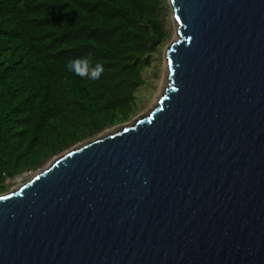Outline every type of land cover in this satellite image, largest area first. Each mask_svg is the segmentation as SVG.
I'll use <instances>...</instances> for the list:
<instances>
[{
	"label": "water",
	"instance_id": "95a60500",
	"mask_svg": "<svg viewBox=\"0 0 264 264\" xmlns=\"http://www.w3.org/2000/svg\"><path fill=\"white\" fill-rule=\"evenodd\" d=\"M158 104L0 194V264H264V0H168Z\"/></svg>",
	"mask_w": 264,
	"mask_h": 264
},
{
	"label": "trees",
	"instance_id": "16d2710c",
	"mask_svg": "<svg viewBox=\"0 0 264 264\" xmlns=\"http://www.w3.org/2000/svg\"><path fill=\"white\" fill-rule=\"evenodd\" d=\"M168 0H0V194L76 144L132 119L168 37ZM91 53L97 81L64 65Z\"/></svg>",
	"mask_w": 264,
	"mask_h": 264
},
{
	"label": "rangeland",
	"instance_id": "374dc122",
	"mask_svg": "<svg viewBox=\"0 0 264 264\" xmlns=\"http://www.w3.org/2000/svg\"><path fill=\"white\" fill-rule=\"evenodd\" d=\"M168 37L165 40L164 45L160 49V51L154 56L153 66L147 67L144 69L143 76L146 79L147 83L143 85L138 91L137 95L141 100L142 109L129 121L119 124L120 126L131 125L136 119L148 114L159 102V99L163 95L166 85L168 82V68H167V60L165 56V51L167 46L177 39V25L175 19L173 17L172 7L170 6L169 20H168ZM116 126L105 130L100 135H106L108 133H113L116 130ZM97 137V136H96ZM94 137V138H96ZM92 139H87L81 144L91 141ZM52 158L48 161L44 166L39 169L46 167L53 160ZM36 171H31L24 173L22 175L17 176L16 178L9 180L10 187L7 191H11L13 189H17L29 181L35 174Z\"/></svg>",
	"mask_w": 264,
	"mask_h": 264
},
{
	"label": "clouds",
	"instance_id": "9594fccd",
	"mask_svg": "<svg viewBox=\"0 0 264 264\" xmlns=\"http://www.w3.org/2000/svg\"><path fill=\"white\" fill-rule=\"evenodd\" d=\"M64 68L67 72L78 77H87L89 81H97L104 73L105 69L100 61H95L91 53L70 59Z\"/></svg>",
	"mask_w": 264,
	"mask_h": 264
}]
</instances>
